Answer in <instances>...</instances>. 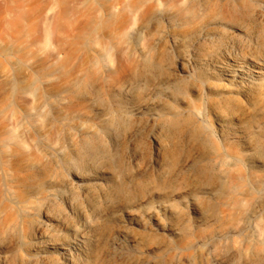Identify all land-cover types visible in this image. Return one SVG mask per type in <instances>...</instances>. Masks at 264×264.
Wrapping results in <instances>:
<instances>
[{"label":"rangeland","instance_id":"1","mask_svg":"<svg viewBox=\"0 0 264 264\" xmlns=\"http://www.w3.org/2000/svg\"><path fill=\"white\" fill-rule=\"evenodd\" d=\"M244 2L0 0V259L201 264L264 226V68L229 76L264 58Z\"/></svg>","mask_w":264,"mask_h":264},{"label":"bare ground","instance_id":"2","mask_svg":"<svg viewBox=\"0 0 264 264\" xmlns=\"http://www.w3.org/2000/svg\"><path fill=\"white\" fill-rule=\"evenodd\" d=\"M262 3L264 4V0H262ZM262 3L250 6L248 2H244V6H242L248 8L244 17L248 22V30L250 31L249 34H247V41L256 38L259 49L264 51V32L258 29V21H264V12L261 9ZM226 8L228 14L232 16L234 20L239 22V20L236 19V14L239 10L238 6L227 4ZM231 59L234 64L230 69L229 76H232L238 83L243 84L246 79L248 80V64L250 63L256 68L257 75L263 74L262 69L264 68V58H259L255 55L244 57L233 56ZM99 158H104L109 161L111 159V154L103 145L91 144L88 142L84 143L82 151L77 155V160L81 163H86L87 161ZM44 217L46 221L38 222L35 226L36 233L41 238L47 237L51 227L47 221L54 218L49 208L44 212ZM5 235L6 233L4 232L3 237ZM231 241L230 246L226 250L212 254L206 262H202L201 264H264V226L259 225L248 229L242 228L235 236L231 237ZM62 249L66 254L70 253L69 247L63 246ZM8 262L7 255L0 259V264H9ZM25 264H33V261L29 260ZM173 264L191 263L187 260L186 262H173Z\"/></svg>","mask_w":264,"mask_h":264}]
</instances>
